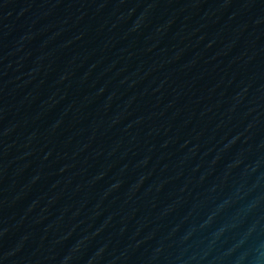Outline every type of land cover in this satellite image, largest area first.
Returning <instances> with one entry per match:
<instances>
[{"label": "water", "instance_id": "water-1", "mask_svg": "<svg viewBox=\"0 0 264 264\" xmlns=\"http://www.w3.org/2000/svg\"><path fill=\"white\" fill-rule=\"evenodd\" d=\"M0 264H264V0H0Z\"/></svg>", "mask_w": 264, "mask_h": 264}]
</instances>
